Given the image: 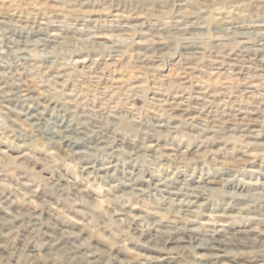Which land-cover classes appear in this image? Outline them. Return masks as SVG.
Here are the masks:
<instances>
[{
	"label": "clouds",
	"instance_id": "obj_1",
	"mask_svg": "<svg viewBox=\"0 0 264 264\" xmlns=\"http://www.w3.org/2000/svg\"><path fill=\"white\" fill-rule=\"evenodd\" d=\"M0 264H264V0H0Z\"/></svg>",
	"mask_w": 264,
	"mask_h": 264
}]
</instances>
